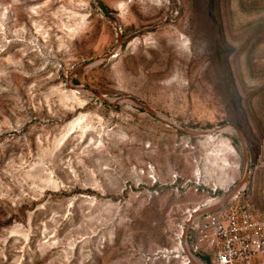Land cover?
<instances>
[{
  "label": "rangeland",
  "instance_id": "obj_1",
  "mask_svg": "<svg viewBox=\"0 0 264 264\" xmlns=\"http://www.w3.org/2000/svg\"><path fill=\"white\" fill-rule=\"evenodd\" d=\"M233 201L264 221V0H0V264H203Z\"/></svg>",
  "mask_w": 264,
  "mask_h": 264
},
{
  "label": "built area",
  "instance_id": "obj_2",
  "mask_svg": "<svg viewBox=\"0 0 264 264\" xmlns=\"http://www.w3.org/2000/svg\"><path fill=\"white\" fill-rule=\"evenodd\" d=\"M184 241L188 255L203 264H264V221L248 202L193 218Z\"/></svg>",
  "mask_w": 264,
  "mask_h": 264
},
{
  "label": "water",
  "instance_id": "obj_3",
  "mask_svg": "<svg viewBox=\"0 0 264 264\" xmlns=\"http://www.w3.org/2000/svg\"><path fill=\"white\" fill-rule=\"evenodd\" d=\"M108 19H109L110 22H113V23H114V21H113V19H112L111 17H109ZM115 31H116V34H117L118 41H120V39H121V32H120V28H119L118 25H116V24H115ZM113 54H114V53L110 54L108 58L112 57ZM132 101H133L135 104H137V105H139V106H141V107H144V109H146L147 111L153 113V110H152L150 107L141 104V103H140L139 101H137L136 99H133ZM217 130H220V129H217ZM236 133H237V135H238V137H239V139H240V144H241V148H242V151H243L244 159L247 161V159H248V152H247V149H246L245 142H244L243 138L241 137L240 131H239V130H236ZM248 176H249V167H248V163L246 162V164H245V169H244V174H243V178H242L241 182H242V183H245V182L248 180ZM235 192H236V191H233L232 194H231V195H230V196H229V197H228L223 203H225V202H227L228 200H230V199L234 196ZM211 211H213V210L204 211V212H202L201 214H204V213H207V212H211ZM199 215H200V214H199ZM193 218H194V217H191V218L188 220L186 227L190 225V223H191V221H192ZM186 227H185V229H186ZM184 233H185V230H184ZM188 256H189V255H188ZM189 258L191 259L190 256H189ZM191 260H192V259H191Z\"/></svg>",
  "mask_w": 264,
  "mask_h": 264
},
{
  "label": "trees",
  "instance_id": "obj_4",
  "mask_svg": "<svg viewBox=\"0 0 264 264\" xmlns=\"http://www.w3.org/2000/svg\"><path fill=\"white\" fill-rule=\"evenodd\" d=\"M103 9H104V10H107V9H105V7H103ZM202 260H205V258L203 257Z\"/></svg>",
  "mask_w": 264,
  "mask_h": 264
},
{
  "label": "bare ground",
  "instance_id": "obj_5",
  "mask_svg": "<svg viewBox=\"0 0 264 264\" xmlns=\"http://www.w3.org/2000/svg\"><path fill=\"white\" fill-rule=\"evenodd\" d=\"M244 186V185H243ZM242 188V187H241ZM193 261H195L194 259H193ZM196 262V261H195ZM197 264H198V262H196Z\"/></svg>",
  "mask_w": 264,
  "mask_h": 264
}]
</instances>
